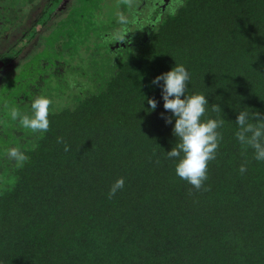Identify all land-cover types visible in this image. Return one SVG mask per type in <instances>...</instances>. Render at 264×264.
Wrapping results in <instances>:
<instances>
[{
    "label": "trees",
    "instance_id": "16d2710c",
    "mask_svg": "<svg viewBox=\"0 0 264 264\" xmlns=\"http://www.w3.org/2000/svg\"><path fill=\"white\" fill-rule=\"evenodd\" d=\"M163 2L138 17L121 0L120 24L118 13L82 16L79 0H0V45L28 17L20 37L33 34L0 103V264H264V162L234 136L237 111L264 114V0H183L175 15L176 0ZM175 63L191 74L189 94L221 106L206 116L225 119L200 190L163 156L175 137L150 81ZM35 95L53 100L43 135L7 115ZM10 146L29 156L22 168Z\"/></svg>",
    "mask_w": 264,
    "mask_h": 264
},
{
    "label": "clouds",
    "instance_id": "9594fccd",
    "mask_svg": "<svg viewBox=\"0 0 264 264\" xmlns=\"http://www.w3.org/2000/svg\"><path fill=\"white\" fill-rule=\"evenodd\" d=\"M182 5L183 0H176L170 15H175ZM118 22L127 23L123 13H118ZM112 35L117 41H122L125 37L121 29L114 30ZM190 82L191 74L186 66L183 63H175L168 71L153 77L150 86L160 89L165 111L159 115L165 124L172 125L171 131L175 137V146L163 151V156L173 162V171L177 178L200 190L207 180L209 162L216 159L222 139L219 129L224 125L225 119L223 115L206 116L208 112L222 114L221 106L216 103L209 104L204 92L189 94ZM147 103L148 111L156 109V99L148 98ZM52 105L53 100L49 96L35 95L27 112H21L18 107L12 106L8 108L7 115L20 127L30 130L33 134L43 135L49 130ZM4 107L8 105L5 104ZM234 123L237 127L235 139L245 150H252L254 160L264 162V114L240 110L236 112ZM57 142L64 143L63 138L58 137ZM68 150L69 146L64 143V151ZM4 154L16 168H22L29 160L26 151L18 146L7 147ZM245 164L246 162L239 165L240 173L246 171ZM123 187L124 178H117L109 188L108 197L114 196Z\"/></svg>",
    "mask_w": 264,
    "mask_h": 264
},
{
    "label": "rangeland",
    "instance_id": "374dc122",
    "mask_svg": "<svg viewBox=\"0 0 264 264\" xmlns=\"http://www.w3.org/2000/svg\"><path fill=\"white\" fill-rule=\"evenodd\" d=\"M121 0H79V3L81 4V7H82V10H81V15H89L91 13H95V16H97L98 14L100 15H104V17H111L112 15L115 16L116 13H123V11L121 10H118L116 9V6H118V2H120ZM130 4H134L130 1ZM138 5H140L138 2L135 4V9L136 7H138ZM120 7V6H119ZM91 9L93 11H88L87 9ZM131 13L132 11L134 12V6L131 5ZM124 15L128 14V13H123ZM137 14V13H136ZM82 16H81V19H82ZM23 21V20H22ZM21 21V22H22ZM28 19H24V21L22 22V27H19L16 31H13L11 33V36L8 37L4 42L1 43V46H0V52L4 51L6 48H8L12 43H15V41L20 37V35L22 34V31H20L21 29H23V26L27 23ZM57 22V19L54 20V21H50L51 23V26L54 25V23ZM120 28V26L118 25L115 29H118ZM92 31V30H91ZM110 33H111V30H109ZM108 31V33H109ZM73 35L77 38H79V35L77 33H73ZM109 38V37H108ZM111 38V37H110ZM32 42L29 43L28 47L26 48L27 50L32 47L33 45L36 44L37 42V39H34L32 40ZM83 49V48H82ZM25 52V51H23ZM23 52L20 53L16 58L17 59H20L22 56H23ZM40 55V54H39ZM82 55L84 57H86V52L85 51H82ZM65 57V55H64ZM16 60H14L13 62H15ZM71 65V64H70ZM4 72V71H2ZM81 69H79V71L76 72V74L78 76L81 75ZM68 74V73H67ZM16 76H18L17 74H15ZM6 86H2L1 89H0V103L2 102V100L5 98V99H9L10 98V93H6L4 92V89L2 90V88H5ZM16 87V86H15ZM14 88V87H13ZM14 90V89H13ZM7 95V97H6ZM5 102H13V99L11 100H8V101H5ZM11 105V104H9ZM5 126V125H4Z\"/></svg>",
    "mask_w": 264,
    "mask_h": 264
},
{
    "label": "flooded vegetation",
    "instance_id": "af4514ba",
    "mask_svg": "<svg viewBox=\"0 0 264 264\" xmlns=\"http://www.w3.org/2000/svg\"><path fill=\"white\" fill-rule=\"evenodd\" d=\"M164 1H166V0H164ZM162 2H163V0H151V1L150 0H138V3L140 5H138V7H136V9L134 11H135V13L138 14L137 15L138 17L142 14L147 16V14H148V12H150V10L151 11L155 10V9L158 10L161 7V5L163 6L164 2L163 3ZM167 2H168V0H167ZM129 4H130V1L128 0L127 7H130V6H128ZM157 5H158V7L155 8V6H157ZM125 10H126V8L124 9V12H125ZM126 13H128V12H126ZM27 19H28V21H30L31 17H28ZM28 36H30L29 39H32L33 34L32 33H26V34L24 33L22 37H19L15 41V43H12L4 51L0 52V59H2L3 57H6L13 50L14 47H16L25 37H28ZM29 39L27 41H29ZM27 41H25V43H24L25 46L27 44ZM22 49H20L16 54L11 56L10 59H8L7 62H5V64L0 67V89L2 86L5 85L6 87L2 88V90L4 89V92H6V93H10L13 91V89L15 90V88H16L15 86L17 85V76L14 73L15 72L14 67H15V65H17V62L19 60L16 57L20 54V52H22L21 51ZM14 60H16V61L13 62ZM2 71H4V72H2Z\"/></svg>",
    "mask_w": 264,
    "mask_h": 264
},
{
    "label": "water",
    "instance_id": "95a60500",
    "mask_svg": "<svg viewBox=\"0 0 264 264\" xmlns=\"http://www.w3.org/2000/svg\"><path fill=\"white\" fill-rule=\"evenodd\" d=\"M29 37L30 36L25 37L16 47L13 48V50L6 57H3L2 59H0V67L3 66L5 64V62H7V60L10 59L11 56L16 54L22 48L25 41H27L29 39Z\"/></svg>",
    "mask_w": 264,
    "mask_h": 264
}]
</instances>
